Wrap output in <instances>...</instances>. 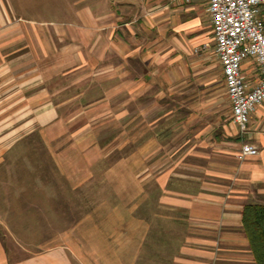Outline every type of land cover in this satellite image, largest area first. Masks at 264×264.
<instances>
[{
  "label": "crops",
  "instance_id": "crops-1",
  "mask_svg": "<svg viewBox=\"0 0 264 264\" xmlns=\"http://www.w3.org/2000/svg\"><path fill=\"white\" fill-rule=\"evenodd\" d=\"M173 1L146 8L128 0L123 14L103 15L80 5L81 18L54 25L59 43L55 51L45 45V85L34 92L33 78L19 84L16 51L2 63L3 44L16 50L18 27L5 23L0 0V264H255L241 212L246 204H264V102L249 114L244 132L232 123L206 1ZM258 17L264 27V5ZM70 30L75 41L66 44ZM242 74L248 86L255 82L252 60L243 62ZM59 76L64 86L46 85ZM19 107L25 110L20 118ZM45 136L68 137L86 158L90 176L68 189L93 188L87 182L99 168L106 185L122 188L116 196L124 211H106L109 226H94L93 212L91 226L79 229L59 226L60 212L45 215V203L63 200L45 195V187L47 193L66 188L45 183V171L64 179L58 157L67 152L45 145ZM179 136L187 158L182 163ZM118 138L122 146L115 149L108 142ZM22 142L41 183L14 181L13 150ZM245 143L257 154L237 161ZM115 150L121 160L107 168ZM150 202L151 212H141Z\"/></svg>",
  "mask_w": 264,
  "mask_h": 264
},
{
  "label": "rangeland",
  "instance_id": "rangeland-1",
  "mask_svg": "<svg viewBox=\"0 0 264 264\" xmlns=\"http://www.w3.org/2000/svg\"><path fill=\"white\" fill-rule=\"evenodd\" d=\"M124 1L128 2V0H91L90 4L93 6V9L98 12V14H105L107 11L111 14H123L124 11ZM142 1L143 5H146V8H152L154 5H173L176 2L173 0H140ZM79 0H1V7H2V15L3 20L5 23L12 22L13 24H17V32H18V42L16 50L12 47L10 49L9 45L3 44L2 47V53H3V64L9 63V53L10 51H16L17 59L16 64L18 65V74H19V84L23 83L22 80L24 79H31L33 78L34 81V92L38 89V86L40 87L42 84L45 85V82H42L41 75L45 74V45H48L50 47V50L52 49L55 51L57 48V45L59 43V40L57 39V29L54 27L58 22H74L77 18H79V9L80 5H82V8L90 5L89 1L82 0L80 4ZM153 11V9H152ZM152 11L147 12L153 13ZM125 13V12H124ZM145 15V13H143ZM82 15H80L81 18ZM115 16V15H114ZM84 18H82L83 20ZM70 38H66L65 43L66 44H72L74 39V32L73 30H70ZM68 35V34H67ZM69 37V36H68ZM63 44V43H60ZM55 46V47H54ZM73 47V46H72ZM69 48V47H68ZM215 54V53H214ZM7 55V56H6ZM213 55V54H212ZM214 56V55H213ZM216 56V55H215ZM5 66V65H4ZM27 71V72H25ZM43 72V73H42ZM27 74L29 77L27 78ZM64 79L62 77H55L52 81L47 82V86L52 87L53 85L57 86L58 84H62V86L65 85ZM25 83V81H24ZM38 85V86H37ZM21 96V93H19V97ZM62 96V95H60ZM38 97V96H37ZM36 97L35 93V107L34 110L37 111L39 101ZM225 115L227 118H229V105L227 101H225ZM18 116L19 118L22 116H25V110L21 107L18 108ZM82 124V123H80ZM77 123L75 124V127H80L81 125ZM59 125H55L52 128H56L54 131H60L63 132V129H58ZM74 126H69L66 128H73ZM51 128V129H52ZM47 130V128H45ZM180 131V130H179ZM54 132V133H55ZM115 136V135H114ZM182 136L178 137V161L184 162L187 161V158H183V155L185 153V148L182 147L183 140H181ZM32 142V145L34 147H37L38 149H43V145L41 141L34 140L29 141ZM106 141L102 140L99 141V143H104ZM121 139H115L114 141L109 140V144H113L112 147H116L115 149H120L122 144ZM25 142L19 143L15 149L13 150L12 155V161L11 166L15 171L13 172L14 181H18V183H23L26 181V183H34V178H37V172H35V169H30L32 167V161L35 163L34 157L31 158L30 148L27 145H24ZM55 148V150H59L60 152H63L64 150H67L62 156L58 157V160L60 162V165H64L65 167H62V170L64 169V179L61 178H54L53 177V170L51 171L52 174H48V170L45 171V183H65V191L64 193L62 191H58L57 189L50 190V193H47L46 187H45V195H50L57 198H62L63 200H51L48 203H45L43 207H45V215L47 213H51L52 216H54V213L60 212L57 214L56 217H58V221L60 223L59 226H66V229H70L71 227L75 226L77 227L80 225L79 228H86L91 226L89 224V214L91 212L98 214V221L94 220V226L98 224L100 227H106L108 225V220L105 219L104 214L109 211H124L121 207L122 202L121 199H119L116 196V191H121L119 186H110L109 184L106 185L108 182H104L103 178V172L104 170L101 168L96 170V172L92 173V178L87 183H94L93 188H91V184H88L85 187L79 188L77 191H72L67 188L69 185L68 183H75L79 181L80 179L84 177L90 176V172L87 166L88 163H86V158L84 156L78 155L75 152H78V148H76L73 145V141L69 139L68 137H64L61 140L56 139H47L45 136V145L48 144ZM104 144H107L104 143ZM24 145V146H23ZM104 147V145H102ZM75 149V150H74ZM25 153H24V152ZM33 154H35L33 152ZM122 153L121 151H114L111 155L107 157V168L111 167L113 164H115L117 161L121 160ZM101 158V156H100ZM30 160H32L30 162ZM191 161V160H188ZM101 162V161H100ZM99 162V164H100ZM196 162V161H193ZM47 163V159L45 160V164ZM35 165V164H34ZM47 165V164H46ZM86 165V166H85ZM105 165L103 164V167ZM46 167V166H45ZM106 167V166H105ZM46 169V168H45ZM185 172V170H182ZM41 178V177H40ZM40 178H37L38 183H41L42 180ZM63 179V180H62ZM90 179V177H89ZM126 175H121V178L119 180L121 183H125ZM211 184H217V179L210 178ZM25 183V182H24ZM221 184H227V183H221ZM56 188V187H55ZM113 190L111 192V189ZM149 190H153L152 187L148 188ZM38 191H36L35 196H39L37 194ZM115 192V193H114ZM114 194V195H113ZM82 195L83 197H86L89 199L86 203L85 200L80 199V202H78L77 196ZM112 196V197H111ZM91 197V198H88ZM46 198V196H45ZM55 201H62L60 203H54ZM85 201V202H83ZM42 207V205H40ZM143 207V206H141ZM50 210V212L47 210ZM83 209V210H82ZM135 213L138 214V210L134 209ZM152 210V204H147L143 208L140 209L141 212H151ZM107 211V212H106ZM95 215V214H94ZM103 215V217H102ZM97 217V215H96ZM97 226V227H98ZM60 227H56L55 230H58ZM41 237H35V239H39Z\"/></svg>",
  "mask_w": 264,
  "mask_h": 264
},
{
  "label": "built area",
  "instance_id": "built-area-1",
  "mask_svg": "<svg viewBox=\"0 0 264 264\" xmlns=\"http://www.w3.org/2000/svg\"><path fill=\"white\" fill-rule=\"evenodd\" d=\"M189 3L190 0H180ZM212 27L214 53L224 78L225 93L230 103L232 123L244 132L249 114L264 102V27L259 9L264 0H205ZM252 60L256 67L255 82L248 86L242 64ZM257 154L245 143L237 151V161Z\"/></svg>",
  "mask_w": 264,
  "mask_h": 264
},
{
  "label": "trees",
  "instance_id": "trees-1",
  "mask_svg": "<svg viewBox=\"0 0 264 264\" xmlns=\"http://www.w3.org/2000/svg\"><path fill=\"white\" fill-rule=\"evenodd\" d=\"M241 224L254 263L264 264V204L244 205Z\"/></svg>",
  "mask_w": 264,
  "mask_h": 264
}]
</instances>
